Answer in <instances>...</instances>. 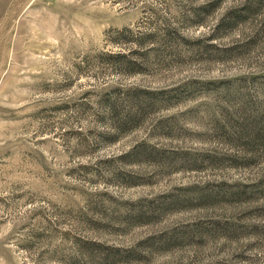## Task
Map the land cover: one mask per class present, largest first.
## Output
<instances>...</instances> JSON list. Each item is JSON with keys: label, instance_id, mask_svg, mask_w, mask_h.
I'll return each instance as SVG.
<instances>
[{"label": "rangeland", "instance_id": "374dc122", "mask_svg": "<svg viewBox=\"0 0 264 264\" xmlns=\"http://www.w3.org/2000/svg\"><path fill=\"white\" fill-rule=\"evenodd\" d=\"M259 115L264 0H0V264H264Z\"/></svg>", "mask_w": 264, "mask_h": 264}, {"label": "trees", "instance_id": "16d2710c", "mask_svg": "<svg viewBox=\"0 0 264 264\" xmlns=\"http://www.w3.org/2000/svg\"><path fill=\"white\" fill-rule=\"evenodd\" d=\"M258 118V125L254 126V124L252 123V136H251V140H257L261 143H264V118H262L261 115H259Z\"/></svg>", "mask_w": 264, "mask_h": 264}]
</instances>
